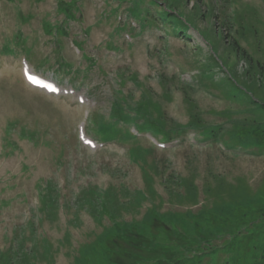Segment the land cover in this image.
<instances>
[{"label": "rangeland", "instance_id": "obj_1", "mask_svg": "<svg viewBox=\"0 0 264 264\" xmlns=\"http://www.w3.org/2000/svg\"><path fill=\"white\" fill-rule=\"evenodd\" d=\"M0 264H264V0H0Z\"/></svg>", "mask_w": 264, "mask_h": 264}, {"label": "snow or ice", "instance_id": "obj_2", "mask_svg": "<svg viewBox=\"0 0 264 264\" xmlns=\"http://www.w3.org/2000/svg\"><path fill=\"white\" fill-rule=\"evenodd\" d=\"M29 79H34V77H29Z\"/></svg>", "mask_w": 264, "mask_h": 264}, {"label": "trees", "instance_id": "obj_3", "mask_svg": "<svg viewBox=\"0 0 264 264\" xmlns=\"http://www.w3.org/2000/svg\"><path fill=\"white\" fill-rule=\"evenodd\" d=\"M168 16V15H167ZM176 20V23H178V19H175Z\"/></svg>", "mask_w": 264, "mask_h": 264}]
</instances>
